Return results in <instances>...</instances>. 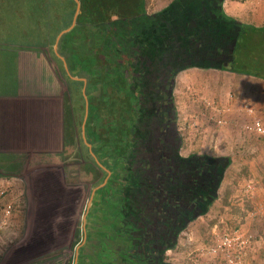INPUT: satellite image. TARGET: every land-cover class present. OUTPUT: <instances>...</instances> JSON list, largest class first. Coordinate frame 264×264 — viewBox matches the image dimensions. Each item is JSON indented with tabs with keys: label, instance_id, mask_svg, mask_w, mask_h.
<instances>
[{
	"label": "trees",
	"instance_id": "obj_1",
	"mask_svg": "<svg viewBox=\"0 0 264 264\" xmlns=\"http://www.w3.org/2000/svg\"><path fill=\"white\" fill-rule=\"evenodd\" d=\"M80 1L79 28L69 36L94 30L87 36L98 37L100 49L107 45L101 55L92 53L96 63L89 64V73L105 79H89L91 92L101 93V82L112 98L126 93L129 84L136 88L135 103H127L136 109V123L129 125L134 148L125 160V176L116 179L122 205L119 220H111L116 227L111 234L120 244L115 262L105 264H174L168 253L220 200L232 165L229 157L201 150L183 155L188 146L180 130L176 78L199 69L264 82V57H256L257 47L264 51V26L227 15V0H175L155 14L147 13L146 0ZM73 39L76 46L80 40ZM89 73L82 76L90 78Z\"/></svg>",
	"mask_w": 264,
	"mask_h": 264
},
{
	"label": "crops",
	"instance_id": "obj_2",
	"mask_svg": "<svg viewBox=\"0 0 264 264\" xmlns=\"http://www.w3.org/2000/svg\"><path fill=\"white\" fill-rule=\"evenodd\" d=\"M68 1L71 4H66L63 10L64 15H61L63 18L68 14H71V18L74 17L75 0ZM173 1L175 0H171L168 5L158 11L161 12L169 7ZM230 1L227 0L224 5L227 15L238 20L237 16H240L242 22L255 24L258 27L264 26V5L262 3L264 0H242L240 3L236 1L228 8ZM149 6V4L146 6L148 14L158 13V11L151 10ZM78 7L80 8V5ZM1 13L4 16L3 12ZM81 14L82 9L80 16ZM64 19L66 22L67 19ZM72 22L73 28L74 19ZM72 32L61 34L55 43L45 42L51 45L55 59L59 61L60 68L63 70H58L55 64L51 63L47 49H44L41 44L35 46L31 43L0 41V161L22 158L29 161L39 159L46 163L58 162L61 156L67 159V150H71V147L76 144L72 135L74 109L71 105L73 87L70 86H73V82L76 86L84 85L86 112L90 116V81L88 77L82 76L83 71L80 72V66L70 54L73 49H77L73 44V39L69 36ZM60 71L63 73L62 76ZM193 71L197 72L196 69ZM180 75H178L177 82L181 79L182 75ZM245 78L243 81H246L248 86L251 82L260 81ZM261 82L264 84L263 81ZM242 91L249 93L252 100L256 99L255 103H249V99L243 95V92H228L221 98L219 94L222 91H220L217 93V97H220L219 101L216 99L213 104L208 103L211 108L205 112V116L202 112L197 113L193 110L186 119V116L181 113L183 108L176 101L179 119L185 126L188 124L185 120L193 125V120L199 119L200 124H213L218 131L223 129L232 131L228 150L231 151L226 153L227 155L219 156L229 157L234 163L252 162L256 153H259L264 161V135L249 134L244 130L246 126L252 125L255 121H260L264 128V95L259 93L258 97L256 93L252 94V91L245 90V88ZM185 98L187 100L188 97L181 99L182 105ZM217 109L222 110L221 115L215 112ZM249 110L253 111V114H249ZM86 116L85 120L88 119ZM215 119L225 120L226 125H218ZM180 128L182 132L183 129ZM251 137L254 140L248 139ZM186 144L188 146L187 140ZM204 148L201 145L197 150L208 153ZM183 155L186 156L185 151ZM96 158L100 166L104 168V174L112 178L115 172L108 171L105 167L108 168L109 164L115 160L106 162L99 153ZM67 173L65 168L61 169L53 163L42 165L39 169L27 170L23 178L13 176L0 179L2 184L19 187L23 200L27 202L26 215L18 219V229L14 230L13 226L12 229L5 231L3 237H0V245H4L0 252V264H56L58 256L65 255L72 249H76L77 260L75 262V259L71 261L68 259L67 264H91L84 261V257L92 261V264H97L99 262H96V255L101 253L102 242L109 243L110 254L116 253L118 245L116 249L115 233L110 234V238L96 233L99 226L92 223L93 227H90L92 224L90 225L88 221V210L87 215L82 217L88 205V209L91 205H98V207L106 205L108 202L105 192L106 185L94 187L93 190L89 179L86 181L81 175L80 180H74V177ZM118 199L121 204L120 195ZM114 200L115 203L117 199ZM113 204L109 205V216L105 215L102 221H106L109 217L114 219V214L119 212L120 205ZM95 219L97 223L100 222V218ZM112 223L114 222L108 219L106 225L115 226V223L111 225ZM21 228H23L22 233ZM115 230L116 228L112 232ZM92 255L95 261L88 258ZM115 260V256L110 255L109 259L101 264L114 263Z\"/></svg>",
	"mask_w": 264,
	"mask_h": 264
},
{
	"label": "rangeland",
	"instance_id": "obj_3",
	"mask_svg": "<svg viewBox=\"0 0 264 264\" xmlns=\"http://www.w3.org/2000/svg\"><path fill=\"white\" fill-rule=\"evenodd\" d=\"M147 1V4L150 5L149 8L157 12L158 9L168 5L171 0ZM236 1L242 2V0H231L228 3L230 5L228 8L233 6ZM262 3L264 5V2ZM66 4L69 5L71 3L68 0H0V41L31 43L32 45L42 40L46 41L47 37L50 36L53 43H55L57 37L61 36V34L72 32L79 28L78 20L82 9L81 1H74V17L68 19V14L64 17L67 19L65 22L61 15H64L63 10ZM79 5L80 8L78 7ZM68 10H70L69 6ZM228 10L231 11L230 9ZM1 12H3L4 16ZM237 17H239V20L241 19L240 16ZM73 19L75 25L71 28ZM59 30L61 32H58ZM93 32L94 30L84 29L82 33L70 36L72 39L80 40L75 47L81 49H73L70 54L80 66V72L83 69L85 70L84 75L91 72L89 64L92 62L96 63L92 53L97 51L100 54V51L104 52V48L107 46L103 42L101 49L98 48L97 42H99V38L94 37V34L90 35V37L87 36ZM256 50V57H259L258 60H260L262 56L264 57V51L261 52L260 47H257ZM52 56L55 58L53 49ZM98 57L100 56L98 55ZM100 63L101 60H97L95 66ZM96 69L98 70V67ZM191 70L195 69L185 71L184 74L181 73V81L178 79L177 82V76L174 85L175 99L178 105L183 108L181 113L186 116V119H188L187 115L193 110L197 113L202 112L203 116H205V112L209 109L208 103L213 104L216 99L219 101L220 97H224L228 92L240 91L242 93V89L245 88V90L252 91V94L256 93L258 97L259 93L264 95V84L261 81L251 82L250 86H248V83L243 81L246 79L245 77L236 76L228 72L199 69H196L197 72H192ZM104 74L103 72L101 73V75ZM97 75L98 73H95V71H92V75L89 73L90 81L95 78L105 79V77H96ZM114 78H117V76ZM99 84L100 89H103L101 93H99V90H95L96 93H92L91 84L89 87L91 92L90 116L86 112L84 85L72 86L73 99L71 105L74 109V130L72 135L76 140V144L71 147V150H67L68 157L65 162V168L68 174L74 177V180H80L81 178L79 177L81 175L84 180L87 181L89 179V184L93 187V190L94 187L106 185V200H108L106 205L104 207L91 205L89 209L88 205L86 212L83 211L82 217L87 215L88 210L90 225L96 223L99 226L96 229V233L110 238L111 232L116 227L106 225L108 219L112 220L111 217L106 218V221H102V219L105 218V215L109 216V205L114 203V199L117 200L113 205L122 204H120L118 199L120 195L122 200L119 182L121 181L120 178L125 176L123 170L127 164L124 163V155L132 142V134L128 124L132 120L134 121L135 117L133 116L134 107H131V109L127 104L129 100H126L125 103L123 101L124 96L109 98L110 89L106 90L103 82ZM220 91L222 93L219 94L220 97H217V93ZM243 95L249 99V103H255L256 99L252 100L249 93L243 92ZM185 96L188 98L187 100L185 98L182 105L181 99ZM130 113L132 114L131 116ZM85 116L88 118L86 129ZM195 120H193V125L189 124L187 120H185V123H188L186 126L181 124L182 133L185 134L184 138L188 142V150L185 151L186 156L195 151L194 149H199L201 145L205 147L204 150L208 153L216 156L227 155L226 153L231 151L228 150L230 149V135H233L232 131L226 129L218 131L213 124H200L199 119ZM80 133L81 136L83 135L82 139H80ZM248 139L254 140L252 137ZM98 153L102 155L106 162L115 160V162L109 164L108 168L105 167L106 170L115 172L112 178L108 177V174H104V168L100 166L96 158ZM20 166V164L14 165L13 169ZM1 186L6 187L8 193L0 203V223L4 220L7 207L13 204V213L8 220L9 227L7 231L12 229L13 226L14 230H16L18 229V219L26 215V202L23 200V195L20 194L21 189L19 187L10 186V184L8 186L0 182ZM220 195V200L213 206L209 214L193 223L182 236L179 248L168 253L170 262L174 264H264V161H262L259 153H256L252 162H232L225 174ZM22 209H25V211ZM114 216L119 220L116 213ZM95 218H100V222L97 223ZM82 224L84 225V221H82ZM90 227H93V224ZM82 234L84 235V231ZM4 235H0V237ZM239 238L240 240H238ZM225 239L237 240L233 242L231 248L227 247L230 249L229 252L219 251ZM118 242L120 244V240L115 242L116 249ZM3 246L0 245V252ZM100 251L101 253L96 255V262H106L110 255L116 257L118 254L117 251L110 254V247L107 242H102ZM76 253V249L68 252V259L70 261L75 259L74 261L76 262ZM88 258L94 260V255ZM83 260L92 264V261L90 262L85 257Z\"/></svg>",
	"mask_w": 264,
	"mask_h": 264
},
{
	"label": "water",
	"instance_id": "obj_4",
	"mask_svg": "<svg viewBox=\"0 0 264 264\" xmlns=\"http://www.w3.org/2000/svg\"><path fill=\"white\" fill-rule=\"evenodd\" d=\"M65 162H66V159L64 158V156L63 157L61 156L58 162H47V163L44 161H40L39 159H34V160H30V161L29 160H23L22 158L21 159H12V160H3V161H0V171H1L0 179L9 178V177H13V176H16L18 178H23V174L25 171H27V170L29 171L32 168L39 169V168H42V165H50L53 163H55L56 165H58V167L63 169L66 167ZM11 164H14L16 166H17V164H20L21 166L17 167L16 169H13L14 165H11ZM8 167H9V169H8ZM57 169H59V168H57ZM67 175H69V174L67 173ZM23 180H25V179H23ZM67 212L69 213L70 211H67ZM72 212L73 211H71V213ZM67 263H68L67 254L58 256L56 264H67Z\"/></svg>",
	"mask_w": 264,
	"mask_h": 264
},
{
	"label": "built area",
	"instance_id": "obj_5",
	"mask_svg": "<svg viewBox=\"0 0 264 264\" xmlns=\"http://www.w3.org/2000/svg\"><path fill=\"white\" fill-rule=\"evenodd\" d=\"M208 107L210 109L211 105L208 104ZM215 112L218 115L222 114V110H218L217 109ZM249 114H253V111L249 110ZM215 121L220 126H225L226 125V122L223 119H220V120L215 119ZM244 130H245V132H247L249 134H257V135H260V136L264 135V128H263V126H262L260 121H255V123H253L252 125L246 126ZM7 193H8V189L6 187H4V186H1L0 187V203L3 201V199L5 198ZM12 205L13 204H11L10 206L7 207V210H6L5 215H4V220H2V222L0 223V235H4V232L9 227L8 220L12 217V213H13V206ZM238 240H240V238ZM234 241H235V239H225V242L223 243V246L220 247L219 251H221V252L222 251L223 252H226V251L229 252L230 249H228V248H231L233 246V242Z\"/></svg>",
	"mask_w": 264,
	"mask_h": 264
},
{
	"label": "flooded vegetation",
	"instance_id": "obj_6",
	"mask_svg": "<svg viewBox=\"0 0 264 264\" xmlns=\"http://www.w3.org/2000/svg\"><path fill=\"white\" fill-rule=\"evenodd\" d=\"M71 15V14H70ZM70 15H69V17H68V19H71V17H70ZM79 27V26H78ZM72 28V27H71ZM99 45V44H98ZM118 75H120V74H118ZM124 77H125V75H124ZM119 84H122V83H119ZM75 84L73 83V86H74ZM71 87H72V85H71ZM102 92V91H101ZM107 93V92H106ZM120 94L118 95L119 96V98H120V95L122 94V97H123V101H125V103H126V100L128 101L129 100V102H131V103H135V94H136V88H135V86H133V84H129L128 85V88H127V90H126V93H121V92H119ZM111 96L109 95V98H110ZM117 97V95H115V98ZM119 103H121V101H119ZM121 110H122V108H120ZM134 111H136V109L134 110ZM135 114H136V112H135ZM132 114L130 113V116H131ZM87 123H88V119L86 120V126H85V128L87 127ZM135 123H136V120H135ZM134 123V124H135ZM131 123H129L128 124V126L130 125ZM132 126H133V123H132ZM131 131V130H130ZM132 141H134L133 140V136H132ZM107 143V142H106ZM107 144H109V143H107ZM132 144V145H131ZM133 145H134V143L132 142V143H130V148L128 147V149L126 150V152H125V155H124V157H125V159H124V162H125V160L126 159H128V157H129V155L131 154V152L133 151ZM128 161V160H127ZM126 163V162H125ZM0 176H1V171H0ZM119 191H121V194H122V187L120 188V190Z\"/></svg>",
	"mask_w": 264,
	"mask_h": 264
},
{
	"label": "bare ground",
	"instance_id": "obj_7",
	"mask_svg": "<svg viewBox=\"0 0 264 264\" xmlns=\"http://www.w3.org/2000/svg\"><path fill=\"white\" fill-rule=\"evenodd\" d=\"M50 41H52V38L50 37V36H48L47 37V39H46V41L44 40H42V41H40V42H38V43H35V44H32V45H35V46H38V45H42L43 47H44V49H47V53H48V55H49V57H50V61H51V63H53V64H55V66L58 68V70H60V63H59V61L58 60H56L53 56H52V50H51V45L48 43H45V42H50ZM60 73H61V76L63 75V73L60 71ZM71 87V86H70ZM82 137H83V135L81 136V133H80V139H82Z\"/></svg>",
	"mask_w": 264,
	"mask_h": 264
}]
</instances>
